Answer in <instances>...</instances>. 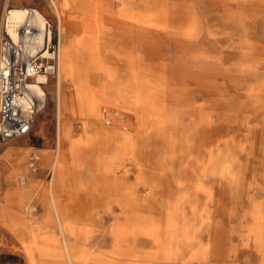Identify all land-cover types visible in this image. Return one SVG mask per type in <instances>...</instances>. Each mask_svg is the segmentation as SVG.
<instances>
[{
  "label": "rangeland",
  "instance_id": "374dc122",
  "mask_svg": "<svg viewBox=\"0 0 264 264\" xmlns=\"http://www.w3.org/2000/svg\"><path fill=\"white\" fill-rule=\"evenodd\" d=\"M146 1L0 0V37L9 36L7 21L13 8H39L53 25V43L60 46L62 34L64 42L74 47L77 61L88 64L82 90H87L89 102L106 97L105 84L111 88L129 84L136 91L148 93H142L143 103L137 111L106 100L102 119L97 120L82 110L84 103L80 100H76L73 110L60 111L57 94L75 93L76 81L66 75L60 83V70L49 76L45 85L47 104L35 118L31 133L0 147V200L4 184L14 182V187L20 186L11 199L15 215H8L6 207L0 205V218L15 232L14 235L0 227V264H25L27 256L51 258L44 264H71L64 252L59 255V249L67 251L74 244L92 252V264H264V105L246 99L252 88L264 85V0H173L176 20L179 24L188 23L194 32L187 44L175 42L169 34L154 29L112 31L111 12H122L128 7L144 12ZM170 1L166 0L165 6ZM88 10L101 22L99 37L87 30ZM126 54L134 56L135 65L130 64ZM190 55L194 60L205 58L211 68L190 62ZM97 63L106 73L96 69ZM224 91L229 94L227 98L221 97ZM119 109L123 111L122 126L134 133L138 147L134 156L128 153L122 159L114 156L111 160L107 155L114 154V146L101 144L105 137L98 133L101 125L114 126L115 119L106 123V112ZM142 112L153 115V119L142 125ZM161 119L167 121L163 132L158 126ZM224 138L227 142L219 146L217 140ZM32 162H36V170L31 167ZM121 162L124 169H119ZM114 172L129 189L127 196H119L128 199L124 208L104 193L107 186L100 176L111 177ZM60 176L73 180V195L57 186ZM34 179L39 181L29 194L27 187ZM53 196L58 197L67 224L77 235L88 239L82 241L61 233L51 220L56 217ZM122 224L140 226L150 234L132 246L139 254L135 260L121 254L131 248L128 243L132 240L119 242L113 234ZM153 235L161 242L151 241ZM40 248H46L47 254L41 253ZM58 257L62 260L52 259Z\"/></svg>",
  "mask_w": 264,
  "mask_h": 264
},
{
  "label": "bare ground",
  "instance_id": "6f19581e",
  "mask_svg": "<svg viewBox=\"0 0 264 264\" xmlns=\"http://www.w3.org/2000/svg\"><path fill=\"white\" fill-rule=\"evenodd\" d=\"M106 1V0H105ZM165 1L166 0H148L145 2V4L143 5V8H144V12L143 11H135L133 9H130L129 7L124 10V11H119V12H111L109 15V20H112V26L111 29L113 32H117V33H127L126 29L128 28H133L134 29H138V30H157V32H160V33H164V34H169L171 38H173L174 40H176L175 42H181V43H188L192 40V37H193V34L194 32L192 31V28L191 26L186 23H181L179 24L178 21L176 20V7L174 5V1L171 0L170 2V5L168 6H165ZM101 2V1H100ZM124 2V1H123ZM124 4V3H123ZM162 6H160V5ZM88 6V5H87ZM94 6V5H93ZM60 7V6H59ZM113 7V6H112ZM91 8H93L91 6ZM65 9V8H64ZM87 10V9H86ZM85 10V11H86ZM98 10V9H97ZM117 10V9H116ZM229 10V9H228ZM91 10H88V13H87V24H89V29L88 32L90 35L92 36H95V37H99V33L101 30L98 29L101 28V22H97L96 18L97 16L95 15H92L93 13L90 12ZM97 12V11H96ZM187 13V12H186ZM232 13V12H231ZM62 14V13H61ZM102 14V12H101ZM104 14V13H103ZM8 24H7V28H8V32L9 34L12 36V38L14 40H17L18 36H19V30H20V27L22 26V24L24 22L26 23H29L31 25H34L36 27L39 28V32L37 33V43L38 44H42L44 41H46L48 38L51 39L52 38V32L51 31H47V28L45 26L46 24V17L44 15V13H42L39 8L36 9V8H28V7H15L13 8L11 11H9V14H8ZM105 16L107 14H104ZM233 15V14H232ZM62 16V15H61ZM101 16V15H100ZM104 16V17H105ZM102 18V17H101ZM107 18V17H106ZM61 19V17H60ZM99 19V18H98ZM234 19V18H233ZM101 21V20H100ZM193 22V21H192ZM104 24V23H103ZM107 24V23H106ZM105 24V26H106ZM63 23H61V29H63ZM87 28V27H86ZM105 27H102V30L104 29ZM197 28V27H196ZM106 29V28H105ZM199 29V28H198ZM81 30V29H80ZM108 30V29H107ZM197 30V29H196ZM62 31V30H61ZM129 31V30H128ZM88 32H85L88 33ZM105 32V31H104ZM156 32V33H157ZM78 33V32H77ZM84 33V31H83ZM102 33V31H101ZM148 33V32H147ZM195 34H197L195 32ZM82 35V34H81ZM151 35V34H150ZM158 35V34H157ZM143 36V35H142ZM164 36V35H163ZM168 36V35H167ZM85 37V35H84ZM136 37V36H134ZM151 37V36H150ZM161 37V36H160ZM195 37V36H194ZM86 38V37H85ZM93 38V37H91ZM90 38V39H91ZM64 37L62 36L61 34V40H60V46H59V51H58V70L59 71V75H58V78H59V82L62 83L63 82V77L66 76V75H69V76H72L75 81H76V86H77V90L75 93H63V92H59L57 94V98H58V101H59V106H60V111L63 110L64 113L67 112V111H71L73 110V108L75 107L76 105V100H80L81 103H84V106H83V109L85 112L87 111L88 114L92 115L93 117L97 118V120H101L102 119V116H103V103L107 100V101H111V102H120L122 104V106H128L130 107L131 109H133V111H137L139 109V107L142 105L143 101V96H142V93L144 92H141V91H136L134 90L135 88L134 87H131L129 84H126V85H116L115 87L113 86L112 88L111 87H108L106 84L104 86V90H105V93H106V97L104 98H94V100L92 102H89V97H88V94L86 95V91L84 92L82 89L83 88V82H85V80H87V77H86V73H84L86 70H87V67H88V64H84L82 62H79L77 61L76 57H75V53H74V47H72L71 45H68L67 42L65 43L64 42ZM99 39V38H98ZM160 39V38H159ZM167 39V38H166ZM67 41V40H66ZM77 41V40H76ZM151 41V39H150ZM159 41V40H158ZM161 41V40H160ZM98 42V41H97ZM193 42V41H192ZM160 43V42H159ZM194 43V42H193ZM196 43V42H195ZM168 44V43H167ZM147 45V44H146ZM155 45V44H154ZM195 45V44H194ZM198 45V44H197ZM148 46V45H147ZM181 46V45H180ZM179 47V46H178ZM196 47H199V46H196ZM152 49H153V46H152ZM181 49V48H180ZM96 50V49H95ZM156 50V49H155ZM182 50V49H181ZM148 51V50H147ZM150 51V50H149ZM183 51V50H182ZM153 52V51H152ZM161 53V52H160ZM159 53V54H160ZM194 53V52H193ZM95 54V53H94ZM197 55V53H195ZM180 55V54H179ZM205 55V54H204ZM127 56V59L129 60L130 64L132 65H135L136 62H135V58L132 54H126ZM161 56V55H160ZM187 56V55H186ZM189 56V55H188ZM199 56V55H198ZM197 57V56H196ZM206 57V56H204ZM214 57V56H213ZM168 58V57H166ZM210 58V57H209ZM212 58V57H211ZM215 58V57H214ZM218 58V57H217ZM101 59V58H100ZM163 59V58H162ZM189 61L193 62L194 64H197L199 66H204L206 67V69H210V65L209 64V61L206 60L205 58H198L197 60H194V56L193 55H190V57L188 58ZM219 59V58H218ZM95 60V59H94ZM102 60V59H101ZM165 60V59H164ZM216 60V59H215ZM94 62V61H93ZM102 62V61H101ZM168 62V61H166ZM165 62V64H167ZM182 62V61H181ZM180 62V63H181ZM188 62V61H187ZM96 63V61H95ZM152 64V63H150ZM186 64V63H185ZM102 65V64H101ZM101 65H98V63L96 64V69L100 71V73H106L105 69L102 68ZM213 65V64H212ZM217 65V64H216ZM149 66V65H148ZM151 66V65H150ZM153 66V64H152ZM156 66V65H155ZM181 66V65H180ZM220 66V65H219ZM141 67V66H140ZM144 67V66H143ZM146 67V66H145ZM161 67V66H159ZM177 67V66H176ZM232 67V66H231ZM107 68V67H106ZM139 68V67H138ZM156 68V67H154ZM170 68V67H169ZM182 68V67H181ZM213 68V67H212ZM219 68V67H218ZM237 68V67H236ZM167 69V67H166ZM174 69V68H173ZM226 69V68H225ZM228 69V68H227ZM58 70L56 71L58 73ZM144 70V69H143ZM147 70V69H146ZM145 70V71H146ZM187 70H190V69H187ZM200 70V69H199ZM114 71V70H113ZM165 71V70H164ZM168 71V70H167ZM203 71V70H202ZM219 71V70H218ZM230 71V70H229ZM115 72V71H114ZM156 72V71H155ZM160 72H162L160 70ZM173 72V71H171ZM178 72V70H177ZM221 72V71H219ZM231 72V71H230ZM202 73V72H201ZM204 73V71H203ZM202 73V74H203ZM222 73V72H221ZM218 74L217 77L219 75ZM226 73V71H225ZM233 73V72H232ZM114 74V73H113ZM138 74V73H137ZM159 74V73H158ZM235 74V73H234ZM117 75V74H116ZM144 75V74H142ZM162 75H163V72H162ZM166 75V74H165ZM164 75V76H165ZM186 75V74H185ZM194 75V74H193ZM206 75V74H205ZM210 75V74H209ZM224 75V74H223ZM237 75V74H236ZM235 75V76H236ZM140 76V75H139ZM138 76V77H139ZM154 76V75H153ZM157 76V75H156ZM175 76V75H174ZM178 76V75H176ZM189 76V75H188ZM187 76V77H188ZM201 76V75H200ZM137 77V76H136ZM146 77V76H145ZM159 77H160V74H159ZM173 77V76H172ZM183 77H186V76H183ZM186 77V78H187ZM208 77V76H207ZM164 78V77H163ZM167 78V77H165ZM181 78V77H180ZM202 78V77H201ZM236 78V77H235ZM238 78V76H237ZM158 79V78H157ZM173 79H176V78H173ZM193 79V78H192ZM195 79V78H194ZM212 79V78H211ZM38 80L41 81V82H47L49 81V78L47 76H43V75H40L38 77ZM116 80V79H115ZM114 80V81H115ZM138 80V79H137ZM154 80V79H153ZM161 80V79H160ZM178 80V79H176ZM214 80V79H213ZM237 80V79H236ZM245 80V79H244ZM113 81V82H114ZM117 81V80H116ZM189 81V79H188ZM199 81V80H198ZM197 81V82H198ZM202 81V80H201ZM231 81V80H230ZM135 82V80H134ZM140 82V80H139ZM153 82V81H152ZM156 82V81H155ZM158 82V80H157ZM182 82V81H181ZM196 82V83H197ZM200 82V81H199ZM206 82V81H205ZM204 82V83H205ZM215 82V80H214ZM109 83V82H107ZM111 83V82H110ZM125 83V82H124ZM138 83V82H137ZM160 83V82H159ZM190 83V81H189ZM218 83V82H217ZM220 83V82H219ZM230 83V82H229ZM259 83V82H258ZM113 84V83H112ZM155 84V83H154ZM157 84V83H156ZM155 84V85H156ZM186 84V83H185ZM193 84V83H192ZM136 85V84H135ZM147 85V84H145ZM144 85V86H145ZM244 85V84H243ZM256 85V84H255ZM137 86V85H136ZM158 86V85H157ZM160 86V85H159ZM198 86V85H197ZM214 86V85H213ZM226 86V85H225ZM245 86V85H244ZM142 87V86H141ZM153 87V86H151ZM161 87V86H160ZM165 87V86H163ZM190 87V86H189ZM204 87V86H203ZM217 87V86H216ZM234 87V86H232ZM237 87V85H236ZM156 88V87H155ZM191 88V87H190ZM202 88V86H201ZM207 88V87H205ZM210 88V87H208ZM207 88V89H208ZM170 89V88H168ZM176 89V88H174ZM206 89V90H207ZM228 89V88H227ZM98 90V89H97ZM160 90V89H159ZM188 90V89H187ZM226 90V89H225ZM145 91V90H144ZM149 91V90H147ZM155 91V90H154ZM162 91V90H161ZM164 91V90H163ZM193 91V90H192ZM208 91V90H207ZM151 92V91H150ZM153 92V90H152ZM151 92V93H152ZM156 92V91H155ZM165 92V91H164ZM163 92V93H164ZM226 92V91H224ZM92 93V92H91ZM147 93V92H145ZM144 93V94H145ZM148 94V93H147ZM155 94V93H154ZM165 94V93H164ZM186 94V93H185ZM188 94V93H187ZM190 95V94H189ZM152 96V95H151ZM229 96V94L226 92V93H223L221 94V97H224V98H227ZM151 99V98H150ZM190 99V98H189ZM234 99V98H233ZM246 99L250 102V103H253V104H259V105H264V85H261V86H258L256 88H252L247 94H246ZM152 100V99H151ZM155 100V99H154ZM159 100V99H158ZM165 100V99H164ZM163 100V101H164ZM174 100V99H173ZM178 100V99H177ZM240 100V99H239ZM149 101V100H148ZM147 101V102H148ZM161 102H162V99H161ZM166 102V101H165ZM179 102V101H178ZM186 102V101H185ZM187 103V102H186ZM217 103V101H216ZM78 104V102H77ZM156 104V103H155ZM185 104V103H184ZM195 105V104H194ZM209 105V104H208ZM207 105V106H208ZM214 105V103H213ZM218 105V104H217ZM158 107V105H155ZM185 106V105H184ZM196 106V105H195ZM210 106H212L210 104ZM216 106V104H215ZM79 107V106H78ZM204 108V107H203ZM218 108V107H217ZM216 108V109H217ZM183 109V108H182ZM263 109V108H262ZM128 110V109H127ZM166 110V109H165ZM185 110V109H184ZM214 110V109H213ZM232 110V109H231ZM119 113L121 115V113L123 112L121 109H119ZM187 111V110H186ZM185 111V112H186ZM195 111H197L195 109ZM205 111V110H204ZM234 111V110H233ZM239 111V110H238ZM158 112V110H157ZM184 112V113H185ZM190 112V111H189ZM188 112V113H189ZM193 112V111H192ZM206 112V111H205ZM235 112V111H234ZM155 113V112H154ZM197 113V112H196ZM204 113V112H203ZM241 113V111H240ZM168 114V113H167ZM199 114V113H198ZM244 114V113H243ZM248 114V113H247ZM119 115V116H120ZM187 115V114H186ZM195 115V114H194ZM230 115V114H229ZM234 115V114H233ZM257 115V114H256ZM153 115H150L149 113L147 114L146 112L145 113H141L139 115V118L141 120V124L143 125L144 123L147 124L148 121H151L153 119L152 117ZM190 116V115H189ZM90 117V116H89ZM123 117V115H122ZM134 117V116H133ZM244 117V116H243ZM92 118V117H91ZM167 118V117H166ZM182 118V117H181ZM195 119V118H194ZM230 119V117H229ZM240 118L236 119L239 120ZM258 119V117H257ZM256 119V120H257ZM158 120V119H157ZM175 120V119H174ZM199 120V119H198ZM167 122V121H166ZM164 120H160V124L158 125L161 132L164 131V129L166 128L167 126V123H166ZM193 122V121H192ZM206 122V121H205ZM123 122L121 121V116L116 118L115 119V123H114V126L113 127H106V126H103L101 125V128H102V131L101 133L98 135H100L102 138L105 137V139H102V142L101 144H103L105 147L111 143L113 146H114V154H108L107 155V158L111 159V160H114V156H116V158L118 159H122L123 157H126V155L128 153H130L131 155L134 156V153L136 152V149L138 147V139L136 138V136L134 135L133 132L131 131H126L125 127L122 126ZM135 123V122H134ZM159 123V122H158ZM171 123V122H170ZM169 123V124H170ZM175 123V122H174ZM238 123V122H237ZM236 123V124H237ZM150 124V122H149ZM189 124V123H188ZM234 124V125H236ZM262 124V123H261ZM175 125V124H174ZM239 125V124H238ZM177 126V125H176ZM182 126V124H181ZM137 127V126H136ZM147 127V126H146ZM171 127V126H170ZM245 127V126H244ZM145 128V127H144ZM182 128V127H181ZM198 128V127H197ZM242 128V126H241ZM151 129V127H150ZM144 130V129H143ZM149 130V129H148ZM153 130V129H151ZM155 130V129H154ZM174 130V129H173ZM183 130V129H182ZM199 130V129H198ZM147 132V131H146ZM181 132V131H180ZM197 132V131H195ZM69 134V132H67ZM191 133V132H190ZM241 133V132H240ZM152 134V132H151ZM205 135V134H204ZM167 136V135H166ZM141 137V136H140ZM164 137V136H163ZM179 137V136H178ZM185 137V136H184ZM191 137V136H190ZM195 138H196V134H195ZM244 138V137H243ZM155 139V136L153 138V141ZM166 140V139H165ZM178 140V139H177ZM195 140V139H194ZM206 140V139H205ZM208 140V139H207ZM145 141V139H144ZM143 141V142H144ZM161 141V140H160ZM198 141V139H197ZM209 141V140H208ZM243 141V140H242ZM206 142V141H205ZM218 142V145L220 146L223 142L226 143L227 142V139L224 138L222 140H217ZM84 143V142H83ZM221 143V144H220ZM239 143V142H238ZM244 143V142H242ZM145 144V143H144ZM160 144V143H159ZM80 145H83L80 143ZM135 145V146H134ZM157 145V144H155ZM204 145V144H203ZM233 144H231L232 146ZM239 145V144H238ZM165 146V145H164ZM181 146V145H180ZM241 146V145H240ZM172 147V146H171ZM179 147V146H178ZM177 147V148H178ZM180 148V147H179ZM224 149V148H223ZM222 149V151H224ZM233 149V148H232ZM235 149V148H234ZM239 149V148H238ZM174 150V149H173ZM179 150V149H178ZM236 150V149H235ZM172 151V150H171ZM177 153V150H175ZM181 151H184V150H181ZM226 151V150H225ZM243 151V150H242ZM139 152V151H138ZM217 152V151H216ZM240 152V151H239ZM251 152V151H250ZM140 153V152H139ZM181 153V152H180ZM222 153V152H221ZM243 153V152H242ZM255 153V152H254ZM179 154V153H178ZM194 154V152H193ZM197 154V153H196ZM195 154V155H196ZM220 154V153H219ZM226 154V153H225ZM139 155V154H138ZM142 155V154H140ZM239 155V153H238ZM241 155V154H240ZM223 156V155H222ZM149 157V156H148ZM179 157V156H178ZM193 157V156H192ZM240 157V156H239ZM150 158V157H149ZM148 158V159H149ZM153 158V157H152ZM198 158V157H197ZM213 158V157H212ZM227 158V157H226ZM107 159V160H109ZM204 159V158H203ZM211 159V158H210ZM257 159V158H256ZM144 160V159H143ZM188 160V159H187ZM212 160V159H211ZM180 161V160H179ZM191 161V160H190ZM194 161V159H193ZM215 161V160H214ZM153 162V161H152ZM175 162V161H174ZM177 162V161H176ZM181 162V161H180ZM114 163V162H113ZM122 163V162H121ZM154 163V162H153ZM193 163V162H192ZM205 163V162H204ZM210 163V162H209ZM216 163V161H215ZM214 163V164H215ZM240 163V162H239ZM145 164V163H144ZM162 164V163H161ZM173 164V163H172ZM187 164V163H185ZM213 164V163H212ZM219 165V159L217 161V163ZM215 164V165H216ZM232 164V163H231ZM254 164V162H253ZM31 165V164H30ZM116 165V164H115ZM146 165V164H145ZM153 165V164H152ZM160 165V164H159ZM164 165V164H163ZM176 165V164H175ZM205 164H203L204 166ZM257 165V164H256ZM162 166V165H161ZM202 166V167H203ZM211 166V165H210ZM264 166V165H263ZM113 167V166H112ZM115 167V166H114ZM177 167V166H176ZM186 167V165L184 166ZM200 167V166H199ZM237 167V166H236ZM254 167V166H253ZM111 168V166L109 167ZM124 169V164L122 163L120 168L119 169ZM171 168V167H170ZM198 168V167H197ZM222 168V167H221ZM55 169V168H53ZM112 169V168H111ZM213 169V168H212ZM157 170V169H156ZM211 170V169H210ZM209 170V171H210ZM162 171V170H161ZM160 171V172H161ZM170 171V170H169ZM222 171V170H221ZM162 173V172H161ZM175 173V172H174ZM172 173V174H174ZM177 173V171H176ZM115 172L113 174V176L111 177H107V176H104V175H101L100 177L103 178V184L107 186V189L106 191L104 192L105 195H108L109 196L111 195V197L114 199V201H118L119 202V206L121 207H126V205L128 204V199H126V197H121L119 198V196H127V193H128V188L126 187V185L118 178H116L115 176ZM159 174V173H158ZM160 175V174H159ZM162 175V174H161ZM200 175H202V173H200ZM207 175V174H206ZM228 176V175H227ZM226 176V177H227ZM172 177V176H171ZM221 177V176H220ZM53 178V177H52ZM262 178V177H261ZM25 179V178H24ZM154 179V178H153ZM216 179V178H215ZM176 180V178H175ZM220 180V179H219ZM223 180V179H222ZM254 180V179H253ZM156 181V180H155ZM221 181V180H220ZM262 181V180H261ZM157 182V181H156ZM223 182V181H222ZM158 183V182H157ZM221 183V182H220ZM262 183V182H261ZM229 184V183H228ZM149 185V184H148ZM216 186V185H215ZM219 186V185H218ZM221 186V185H220ZM219 186V188H220ZM51 187H54V184L51 186ZM151 187V186H150ZM201 187V186H200ZM20 188V187H19ZM216 188V187H215ZM234 188V187H233ZM221 189V188H220ZM229 189V188H228ZM52 190V189H51ZM131 190V189H130ZM150 190V188H149ZM219 190V189H218ZM222 190V189H221ZM220 190V191H221ZM252 190V188H251ZM263 190V189H262ZM223 191V190H222ZM51 192V191H50ZM55 193V192H54ZM131 193V192H130ZM152 193V192H151ZM221 193V192H220ZM259 193V192H258ZM222 194V193H221ZM52 195V194H51ZM188 195V194H187ZM151 196V194H150ZM153 196V195H152ZM220 196V195H219ZM131 197V196H130ZM133 197V196H132ZM135 197V196H134ZM139 197V196H138ZM215 197V196H214ZM129 198V197H128ZM194 198V197H192ZM231 198H233L231 196ZM251 198V197H250ZM25 199V198H24ZM154 199V198H153ZM197 199V197H196ZM155 200V199H154ZM229 200V199H227ZM53 201H54V208H55V218L54 219H51L53 222H55V224H57L58 228L61 230V233H63L64 235H67V236H77L78 239L82 240L83 239H88L86 237V235H77V231H75L74 228H72L71 226H69L67 224V220H66V217L62 214L61 210H62V207L60 205V202H59V199L57 196H53ZM218 200H216L215 202H217ZM142 203V202H141ZM210 203V202H209ZM253 203V202H252ZM138 204V203H137ZM264 204V203H263ZM193 205V204H192ZM199 205V204H198ZM218 205V204H217ZM221 205V204H220ZM229 205V204H228ZM140 206V205H139ZM148 206V205H147ZM231 206V205H230ZM229 206V207H230ZM260 206V204H259ZM1 207V206H0ZM154 207V206H153ZM163 207V206H162ZM146 208V207H145ZM199 208V207H198ZM195 210V208H194ZM237 210V208H236ZM206 211V210H205ZM229 211V210H228ZM133 212V210H132ZM138 212V211H136ZM226 212V211H225ZM261 212V211H259ZM199 213V212H197ZM223 213V212H222ZM260 214V213H258ZM130 215V214H129ZM223 215V214H222ZM235 215V214H234ZM131 216V215H130ZM162 216V215H161ZM198 216V214L196 215ZM224 216V215H223ZM259 216V215H258ZM187 217V216H186ZM191 217V216H190ZM195 217V216H194ZM206 217V216H205ZM214 217V216H213ZM234 217V216H233ZM235 218V217H234ZM249 218V217H248ZM131 219V217H130ZM197 219V218H196ZM149 220V219H148ZM194 220V219H193ZM50 221V220H49ZM186 221V219H185ZM191 222V220H188ZM226 221V219H225ZM224 221V222H225ZM249 221V220H248ZM210 222V221H209ZM217 222V220H216ZM69 223V222H68ZM138 223V222H137ZM141 223V222H140ZM150 223V222H149ZM187 223V222H186ZM193 223V222H192ZM161 224V223H160ZM191 224V223H190ZM198 224V223H197ZM201 224V223H200ZM216 224V223H215ZM223 224V223H221ZM130 224H126V225H119L118 227H116L114 229V232L113 234L117 236V239H119V242L121 240V242H125L128 240H132V242L128 243V245H131L130 249H128V251H125V252H122L121 254L125 255L126 257L132 259V260H135V258H139V254L136 252L137 250L134 249L132 246H136L137 242H139V240H143L144 238H146L147 236H150L149 233H147L142 227L140 226H135V227H130L129 226ZM140 225V224H139ZM188 225V224H187ZM193 225V224H192ZM259 225V224H258ZM162 226V225H161ZM194 226V225H193ZM219 226V225H218ZM160 227V226H159ZM165 227V226H164ZM187 227V226H186ZM203 227V226H202ZM217 227V226H216ZM154 229V228H153ZM191 229V228H190ZM193 229V228H192ZM220 229V227H219ZM226 229V228H225ZM77 230V229H76ZM148 230V229H147ZM160 230V228H159ZM163 230V229H162ZM160 230V231H162ZM159 231V232H160ZM211 231V230H210ZM219 231V230H218ZM222 231V230H221ZM186 232V231H184ZM231 232V231H230ZM193 233V232H192ZM198 233V232H197ZM211 233V232H210ZM164 234V232H163ZM258 234V233H257ZM194 235V233H193ZM227 235V234H226ZM197 236V235H196ZM48 237V236H47ZM163 237V235H162ZM187 237V235H186ZM129 238V239H128ZM189 238V237H188ZM217 238V237H216ZM255 238V237H254ZM49 239V237H48ZM128 239V240H127ZM148 239V238H147ZM226 239V238H225ZM233 239V237H232ZM55 240V239H54ZM193 240V239H192ZM197 240V239H196ZM255 240V239H254ZM118 241V240H117ZM153 242H161V240L159 239L158 236H155L153 235L152 236V240ZM185 241V240H184ZM217 241V240H215ZM234 241V240H233ZM147 242V240H146ZM255 242V241H254ZM193 243V242H192ZM198 243V242H197ZM143 244V243H142ZM154 245V244H153ZM159 245V244H158ZM211 245V244H210ZM224 246V244H223ZM226 246V245H225ZM228 247V246H227ZM255 247V246H254ZM117 248V247H116ZM229 248V247H228ZM78 249V251L76 250ZM115 249V248H114ZM153 249V248H152ZM207 249V248H206ZM205 249V251H206ZM223 249V248H222ZM40 251L41 253H46L47 254V250L46 248H40ZM131 253H130V252ZM149 251V250H148ZM227 251V250H226ZM225 251V252H226ZM53 252V251H52ZM62 252H64L65 254V257L67 260L70 261L71 264H81L83 261L87 262L88 264H92L93 261H92V256H91V253H90V250H88L87 248L83 247L82 245H71L67 248V251L66 250H63L62 249H59V255H62ZM203 253V252H202ZM240 253V252H239ZM200 254V253H199ZM222 254V253H221ZM228 254V253H227ZM224 255L225 256H227ZM57 255V254H56ZM93 255V254H92ZM150 255V254H149ZM158 256V255H157ZM208 256V255H207ZM231 256V255H230ZM124 257V256H123ZM218 257V256H217ZM155 258V257H154ZM164 258H166L164 256ZM213 258V257H212ZM117 259V258H116ZM164 260V259H163ZM205 260V259H204ZM117 261V260H116ZM144 262V261H143ZM162 262V261H161ZM120 263V262H119ZM141 263V262H140ZM169 263V262H168ZM220 263V262H218ZM122 264V262H121ZM136 264V263H135ZM146 264V263H145ZM164 264V263H163ZM171 264V263H170Z\"/></svg>",
  "mask_w": 264,
  "mask_h": 264
},
{
  "label": "built area",
  "instance_id": "2783aa9c",
  "mask_svg": "<svg viewBox=\"0 0 264 264\" xmlns=\"http://www.w3.org/2000/svg\"><path fill=\"white\" fill-rule=\"evenodd\" d=\"M47 31L52 23L46 19ZM39 28L27 23L14 40L0 37V147L31 133L35 118L46 107L47 82L38 80L58 70L59 43L52 38L37 43ZM117 110L106 112V123L119 117ZM36 170V162L31 163Z\"/></svg>",
  "mask_w": 264,
  "mask_h": 264
},
{
  "label": "crops",
  "instance_id": "0c3cea01",
  "mask_svg": "<svg viewBox=\"0 0 264 264\" xmlns=\"http://www.w3.org/2000/svg\"><path fill=\"white\" fill-rule=\"evenodd\" d=\"M39 180L37 179H34L32 181H30V183L28 184V187H27V193L31 194L32 191L34 190V185L37 184ZM57 181V186L60 188V190L62 192H65V193H70L71 195H73L74 191H75V184L73 183V180L71 178H68V177H57L56 179ZM6 187L3 188V195L1 197V200H0V205H3L6 207L7 211H8V215L11 214V215H15V212H14V206L13 204L11 203V199L13 198V194L14 193H17L18 194V189H19V184L18 186L14 187V182H11V183H6L4 184ZM74 186V187H73ZM69 194V195H70ZM46 195L48 196V193L46 192ZM0 227L1 229H3L4 231H7L9 233H13L15 235V232L13 230H11L9 228L8 225L5 224L4 220H2L0 218ZM18 239L20 240V238L18 237ZM21 241V240H20ZM46 259H51V258H44V257H26V262L25 264H44L45 262H43L44 260ZM54 260H59L61 261L62 258L61 257H58V258H52Z\"/></svg>",
  "mask_w": 264,
  "mask_h": 264
}]
</instances>
